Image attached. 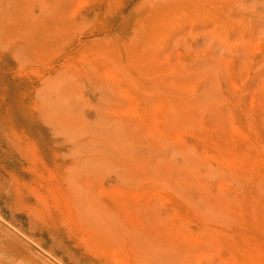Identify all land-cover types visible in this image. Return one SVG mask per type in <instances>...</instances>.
<instances>
[{
  "label": "rangeland",
  "instance_id": "rangeland-1",
  "mask_svg": "<svg viewBox=\"0 0 264 264\" xmlns=\"http://www.w3.org/2000/svg\"><path fill=\"white\" fill-rule=\"evenodd\" d=\"M0 264H264V0H0Z\"/></svg>",
  "mask_w": 264,
  "mask_h": 264
},
{
  "label": "bare ground",
  "instance_id": "bare-ground-1",
  "mask_svg": "<svg viewBox=\"0 0 264 264\" xmlns=\"http://www.w3.org/2000/svg\"><path fill=\"white\" fill-rule=\"evenodd\" d=\"M156 121V120H155ZM236 129V128H235ZM237 134V133H236ZM211 159V158H210ZM220 164V163H219ZM221 165V164H220ZM237 168V167H236ZM240 181V180H239ZM231 191V190H230ZM235 192V191H234ZM231 193V192H230ZM134 199V198H133Z\"/></svg>",
  "mask_w": 264,
  "mask_h": 264
}]
</instances>
